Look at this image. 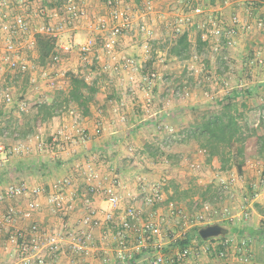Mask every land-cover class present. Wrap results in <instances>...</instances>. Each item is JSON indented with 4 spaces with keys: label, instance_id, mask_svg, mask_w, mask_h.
Segmentation results:
<instances>
[{
    "label": "crops",
    "instance_id": "obj_1",
    "mask_svg": "<svg viewBox=\"0 0 264 264\" xmlns=\"http://www.w3.org/2000/svg\"><path fill=\"white\" fill-rule=\"evenodd\" d=\"M192 4L202 3L203 6L208 11H216V15L219 13V16L222 18L225 24H231V17L233 15H238L241 21H246L247 19L252 20L254 17L257 16H264V3L258 2L257 0H231L228 4H225V7L217 5V0H190ZM224 1V0H223ZM130 4L133 7H138L141 4L140 0H135ZM81 4L85 7L87 16L82 19L77 27L71 28L69 26H64L61 31L60 39L61 41H72L73 43L82 40L86 37L93 36L96 34V30L94 28V23L96 20L100 18L107 17V7L104 4V0H81ZM157 7L163 11L166 15V19H162L156 13H152L150 16L147 17V21L150 22L149 26H155L157 16L159 19V23L162 24V31L161 34H164V29H170V24L175 15L186 11V7L183 5L182 2H177L176 0H161L156 3ZM216 5V6H215ZM249 5V6H248ZM219 6V7H217ZM45 7L47 9H55L59 13L60 17H63L62 5L57 0H37L33 4V8ZM217 7V9H215ZM177 8V9H175ZM247 9H251V16L247 14ZM221 10V11H218ZM224 14V15H223ZM157 15V16H156ZM156 16V17H155ZM164 17V18H165ZM55 22L56 19H49L46 16H43V20L33 18V25H36L41 22ZM135 22L138 19H134ZM153 32L156 30L153 27ZM158 30V29H157ZM260 33L257 37L252 39L254 43H250L254 50V54L257 56L255 57V67L259 68L263 67L264 71V26L259 29ZM188 39L191 42V34L192 31L190 28L186 29ZM244 32H248V34L252 31H242L239 32L237 35V43L233 47V50L237 49L238 47L245 45V39L243 38ZM201 34V31L197 30V34ZM126 35V34H125ZM124 36H122L121 43L123 46L119 47L120 51L117 50V54L114 57H107L105 60L104 52L101 49L97 50V54L99 55V60L94 62L95 68H98L99 71H102L103 65H111L123 55H132L134 56L139 64L142 66L139 71L136 72L137 76L138 73H143L145 68H151L157 70L158 73H161L162 76L164 75V80L162 83L158 82L157 85L153 87V99L155 100L158 98V108L154 113L157 116L156 124L157 128L155 131L157 137L154 138L155 140H160L162 138V129L161 125L163 124H171L176 129H180L181 125L179 124L178 116L179 113V104H176L173 99L175 98H166L168 93L163 91L156 94V90L160 88V84L164 86V89L168 88L171 84H174V81H177L178 78L181 77L180 75H176V71H167L168 64L165 65L161 62H166L168 55L167 48H156L155 44L158 42L155 41V37L150 38V45L151 51L150 54H145L143 52L142 47H138L137 45H130L128 43V38L125 39L127 42L123 43ZM155 35V33H154ZM161 35V36H162ZM159 38V37H158ZM243 38V39H242ZM249 40V39H248ZM140 43V42H139ZM244 43V44H243ZM77 53V52H76ZM35 58H37L36 51L32 52ZM69 54L75 55L74 52H70ZM171 57V56H169ZM172 58V57H171ZM175 59V57H173ZM170 59V58H168ZM261 60L259 62L257 60ZM171 60V59H170ZM62 62V61H61ZM81 62V61H80ZM105 62V63H104ZM108 63V64H107ZM191 63V62H190ZM254 63V62H251ZM60 64V63H59ZM58 64V65H59ZM72 63L71 65H74ZM189 64V63H188ZM187 64V65H188ZM57 66V65H56ZM80 66L83 69L79 71H88L90 67H84L83 63H80ZM184 66V65H183ZM42 68V66H41ZM61 67H53L51 70L60 71ZM171 67H169L170 69ZM184 68V67H183ZM186 68V67H185ZM39 69V68H38ZM253 70V68H252ZM65 71V70H63ZM54 72V71H53ZM104 72V71H103ZM175 72V73H173ZM180 72V71H179ZM123 73L122 77L120 78H111L109 80L104 81L95 77V79L90 80L88 82L94 83L99 89H103L105 84L111 83L112 91H108L107 95L105 94V98L101 99L98 97V91L96 93V99L98 101L97 108L92 109L91 107V114L84 116L82 113V119L80 120V125L87 130L89 134V139L84 142H78V144L73 145L66 150H60L59 145H53L51 148L47 147L45 144V150H41L42 154L34 155L32 152L31 155L28 156H14L15 153L12 151V148L18 144H21L24 148H29L30 151L33 149L36 150V147L39 145L40 142L43 143L45 140V135L50 133L51 122L58 123V125L62 124L61 126H65L62 120H66L68 118L71 121V117L68 113H60L54 116L51 120H48L44 124L40 125L34 134L27 135L25 138H12V137H4L0 133V143L4 145V150L0 151V187L8 184V183H16L21 185H26L28 189H32L33 187H41L42 191L48 190L49 194L44 195V192L38 196V199L41 202V208L38 212H36L31 219H25L23 217H17L15 221L11 225H5L0 230V264H26L20 257L19 252L16 251V248L12 243L9 242L10 234H16L19 241H22L23 238L21 234H25L28 226L31 222H36L41 227L49 229L53 232H58V234H68L71 231H75L78 228V221L80 217L90 208L94 207L97 210V217L103 218V214L110 210L109 205L107 204L104 195L101 192H92L88 183L85 181V174L92 170L95 173L94 183L97 184H107L111 177L117 175L121 177V179L125 182V188L120 189V193H123V202L121 203V207L117 210H114L115 219L114 222H103L99 227L95 228L93 231L94 234V242L93 247L88 251L87 254H78L75 253L68 241L64 242L62 245L60 252L54 255H48L45 249L41 251V258L43 260V264H146L145 261L141 260L146 255H149L152 251V248H141V249H132L131 244L134 242V236L131 235L127 239V246L129 247V253H132L131 257L121 258L118 252V244L115 238L116 231H118L119 226L118 223L123 215L124 208L129 204V198L127 197L128 192L132 193L134 191H139L140 183L151 181L156 179L158 176L162 174L161 170L163 171L164 168L160 164L159 161L151 160L150 164L147 165L145 162L144 154H141L139 149L144 145L147 141V135L145 133L151 131V129H147L145 127V133L141 129L142 126L151 125L153 122H145L142 123V120H146L145 118L142 119L141 117L144 116V103L142 98H144V92L142 90H135L134 92L129 91L126 87V74L127 71L121 72ZM173 73V74H172ZM90 74H94L91 71ZM172 75L173 78L168 77V75ZM254 75V74H253ZM259 75V74H257ZM177 78V79H175ZM120 79L123 80L119 81ZM171 79V81H170ZM258 79V78H256ZM264 79L256 80L255 83L250 84V86L257 88L259 91L258 98H255L257 102L264 101ZM185 83V81H183ZM186 84V83H185ZM184 84L183 87H186ZM223 84V85H222ZM221 84V88L224 91L228 89V85L230 84L228 80L223 79ZM175 85V84H174ZM67 88L64 86V89ZM122 88V89H121ZM221 90V91H222ZM136 92V95H135ZM143 92V93H142ZM191 97L187 98L186 100L190 101V105H195L196 98L206 92L202 90H197L196 88H191ZM159 94V95H158ZM173 95V93H171ZM157 96V97H156ZM202 96V95H201ZM161 100H166L162 102ZM194 100L193 102H191ZM47 101H50V99ZM174 101V102H173ZM169 102V103H168ZM256 102V103H257ZM104 103H109V105H103ZM102 107H100V106ZM167 105V107L165 106ZM256 105V104H255ZM119 106L120 113L126 117L125 121L121 124H115V121L120 120L117 118V113L114 111V107ZM106 107V108H105ZM6 108H8L6 110ZM75 110L80 111L77 107ZM12 110L10 106H3L2 115L0 117V130L4 132L7 131L6 125L12 122L11 116L13 115L10 113ZM9 112V113H7ZM81 112V111H80ZM105 113H108L105 114ZM142 119V120H141ZM58 120V121H57ZM131 122L130 126L127 125L128 122ZM143 121V122H144ZM97 122H101L102 130L99 134H95V126ZM135 122V124L133 123ZM20 122L13 123L11 129H19ZM155 124V125H156ZM59 125V126H60ZM72 126V125H71ZM156 127V126H155ZM62 131L63 130H58ZM71 132L74 134V128L72 127ZM52 133V132H51ZM49 136V135H48ZM77 137V136H76ZM184 144L181 143L179 146H183ZM196 148V146L194 145ZM49 148V149H48ZM133 152L130 151V149ZM178 145H173L168 151L170 153H174L177 157L179 156L180 149H178ZM22 149V150H23ZM198 149V148H197ZM128 150L130 152H128ZM7 152H11V155H7ZM178 154V155H177ZM205 162L214 164L217 162V168L220 173L224 172L221 171L219 168V163L216 159H212L211 161L207 160V157L204 156ZM149 160V158H147ZM146 164L145 168H139V165ZM260 164L259 171L256 169L253 172L249 169L251 165ZM136 165V166H134ZM134 166V167H133ZM128 167L130 169H128ZM233 170V169H232ZM157 171V172H156ZM161 172V173H160ZM249 175L250 178L255 176V182L258 183L259 181H264V161L261 159H251L250 161L246 162L243 167V173L240 175ZM64 177L71 178L70 185L63 187L61 192L63 193L64 202L66 204H71L72 208L68 209L67 212H62L59 214V217L52 215L50 212L52 211L53 207L47 203V198L50 195L51 191V183L53 181H57L63 179ZM133 181L136 178V182H129V179ZM172 178V176H171ZM175 179V178H174ZM173 182V179H169ZM167 181L170 182V181ZM175 182H177L175 180ZM80 183L83 184V187H86V191L88 193V198L82 200L81 196H85L86 193L82 189H80ZM264 184V182H261ZM169 184V183H168ZM164 186V195L163 200L155 203L153 205V210L150 208L143 207L142 214H141V222L144 223L148 221V216L150 212H157L158 218L160 214H163V208H167V204L172 201V191L169 188V185ZM256 193H254V197L248 202L246 208L249 212L248 218L245 220H238L236 217L232 220L233 223L222 219L218 223L222 225L225 229L224 234L237 237V236H247L250 240V251H251V260L246 263H242L236 259H230L227 261L216 260L215 258L210 256H202L201 260L205 264H264V189L261 186ZM242 192V191H241ZM214 192L215 200H218L219 203H215L213 200H210V203L213 206H217V209L221 208V205H225V201L221 199H217ZM241 196V194L239 195ZM34 198V195L30 192L25 194L22 197L14 198L12 200H6L0 202V215L4 212L5 208L9 203H13L17 207H23L26 202L30 199ZM168 199V200H167ZM193 199H198L202 201H207L201 195H195L190 197V203ZM77 200L79 202H77ZM137 206H140V202H136ZM191 206V205H190ZM242 206V205H241ZM232 207L233 212H238L240 210L239 207L236 205H230ZM150 209V210H148ZM167 215L170 211L166 209ZM162 220L164 217L162 216ZM170 221V220H169ZM54 227V228H53ZM58 231H56V230ZM263 229V231H261ZM249 231H254L255 236H249ZM189 235L188 241H198L197 237H191ZM167 250V249H165ZM126 253V252H125ZM127 254V253H126ZM36 258L32 259L33 263L36 264Z\"/></svg>",
    "mask_w": 264,
    "mask_h": 264
},
{
    "label": "built area",
    "instance_id": "obj_2",
    "mask_svg": "<svg viewBox=\"0 0 264 264\" xmlns=\"http://www.w3.org/2000/svg\"><path fill=\"white\" fill-rule=\"evenodd\" d=\"M37 0H0V72H10L12 74H29L31 84H35L37 91L41 89V84L46 88L52 89L56 87L57 81L50 76V71L62 61V54L70 53L76 49L80 61L84 67H89L99 59L97 50L101 49L111 57L115 56L117 46L120 44L122 36L126 33L136 30L145 38H150L153 34L152 28L146 22V19L152 13L158 14L164 18L166 15L162 10L157 9L156 3L161 0H140L141 4L138 7L130 5L135 0H104L107 7V17L100 18L95 21L94 28L96 34L86 37L75 43L72 41H61L60 35L64 26L71 28L77 27L78 23L87 16L85 7L81 4V0H58L62 5L63 17L61 18L57 10L39 7L34 9L33 4ZM182 2L186 7V11L175 15L174 20L169 23L172 33H181L186 31L191 26L194 18L201 19V39L209 43L212 52H218L220 49H231L237 43V35L242 31H250L252 29H260L264 26V16H257L252 20L247 19L241 21L238 15L231 17V24L227 25L218 15L205 13L207 10L202 3L192 4L190 0H176ZM264 3V0H257ZM224 4H228L230 0H224ZM177 9V8H175ZM251 9H247L248 17L251 16ZM43 16L49 19H56L55 22H41L33 25V18L43 20ZM134 19H138L137 22ZM37 33L50 35L55 39V50L51 55L49 62L45 67L39 68L40 85L35 76L38 66L35 65L29 57L28 53L36 51L35 35ZM149 40V39H148ZM98 42L100 45L98 46ZM143 52L150 54L151 45L149 41L141 44ZM258 63L262 62L260 59ZM142 68L137 59L132 55H123L120 59L111 65H103L102 71L107 69L111 73L120 74L127 71L126 84L129 91L134 92L140 88L154 86V81L157 77L155 71L148 73H140L137 76L136 72ZM203 70V67H196L194 63H189L186 66L187 77L196 76L197 72ZM90 73L84 74L86 81L89 79ZM193 78V77H192ZM195 80V78H194ZM186 82V81H185ZM202 79L195 81L199 85ZM173 95L178 99H185L191 95L187 88L180 89L176 87ZM43 101H47L44 99ZM42 101V102H43ZM150 99L144 103L145 110H148ZM14 103V95L10 87L0 86V105L6 107ZM119 119H124V115L120 114L119 108L115 107ZM74 134H68L58 131L54 135L53 140L63 142L70 140L71 137L77 136V140L81 143L89 139V134L86 129L80 125L82 114L75 109H69ZM255 123L262 116V110H255ZM102 130L101 122H97L95 126V134H99ZM163 140L160 142V147L168 151L175 140L186 135L185 131L176 129L173 125L165 124L163 127ZM59 144V143H58ZM23 146L18 144L12 148V151L18 153L22 151ZM39 149H44L45 145L40 142ZM4 145L0 143V151H3ZM131 150V148H129ZM199 154L207 156L204 149H197ZM185 160L181 158V162ZM180 162V163H181ZM160 164L164 170L158 179L144 181L140 183L139 191H134L127 194L129 204L124 208L123 215L118 223L119 229L116 231L115 238L118 244V252L121 258L131 257L127 239L133 235L134 242L130 245L132 249L152 248V251L141 260L146 264H205L202 262V256H211L216 260L227 261L230 259L239 260L242 263L251 260L250 240L247 236L232 237L222 234L216 237H210L206 240L198 238V241H188L184 245H180L181 240L189 239L188 231L195 228H200L207 224L218 222L222 219L233 220L235 217L238 220H245L249 216L246 206H241L238 212H233L227 206L220 209L215 208L211 203L198 199H193L191 202V213H184V210L177 205L176 202L170 201L167 204L170 216L177 218L176 224L179 229H175L174 225L169 221L158 220L155 217L156 212L148 214V221L142 223L141 214L142 208H151L155 203L163 200L164 186L171 179L169 164L165 159H162ZM187 165L191 169H197L199 163L194 160ZM95 173L90 170L85 174V181L88 183L92 192H101L110 210L103 214V218L97 217V210L90 207L79 219L78 228L68 234H58L49 229L41 227L36 222H31L25 234H21L22 241L18 240L16 234H10L9 242L14 245L16 251L19 252L21 259L26 264L33 263L35 257L36 264H43L41 251L45 249L48 255H54L60 252L64 242L68 241L70 247L75 253L87 254L93 247L95 228L99 227L103 222H114V210L121 207L123 202V193L120 189L125 188V182L121 177L114 175L107 184L94 183ZM237 178H232L231 182ZM219 192L228 193L227 185L224 179H220ZM71 178L64 177L63 179L53 181L51 183V193L47 198V203L58 211L67 212L72 208L71 204L64 202L63 187L70 185ZM28 192L34 195V198L28 200L23 207H17L13 204L7 205L4 212L0 215V230L5 225H11L17 217L31 219L33 215L41 208V202L38 196L42 193L41 187H33L28 189L26 185L8 183L0 187V202L13 198L22 197ZM141 204L137 206L136 202ZM235 220V219H234ZM167 249V250H165ZM127 254H126V253Z\"/></svg>",
    "mask_w": 264,
    "mask_h": 264
},
{
    "label": "rangeland",
    "instance_id": "obj_3",
    "mask_svg": "<svg viewBox=\"0 0 264 264\" xmlns=\"http://www.w3.org/2000/svg\"><path fill=\"white\" fill-rule=\"evenodd\" d=\"M217 5L225 7L223 0H219ZM217 7H219V6H217ZM217 7H215V9H217ZM157 9H159V8L157 7ZM218 11H221V10H218ZM205 13H211L213 15H216L215 10H213V11L206 10ZM217 15L219 16V13ZM156 18L157 19L154 20L156 25L151 26L152 30H154L153 27H155L156 30L153 32V34L150 38L155 37L154 38L155 41L156 42L158 41L155 44L156 48L157 47L158 48H167V51H168L169 43L173 39L174 34L172 33V31L170 29L166 28V29H164V34L162 35L161 34L162 24L159 23L160 18H158V16ZM162 19L165 20L166 17L162 18ZM202 21L200 18H194L191 22V26L189 27L190 30L192 31V34H191V44H192L191 57L182 61V60H178L176 58L174 59L173 57L171 58L168 56L166 62L165 61L161 62L165 65L168 64V70L167 71L168 72L169 71H176V75H184L186 72L184 73L183 69L186 70L185 67L190 62L194 63V65L198 68L201 66L203 67V70L200 72H197L196 76H192L193 79L189 83L190 85L187 84V86H186V88L190 92H191V88H196L197 90H202V91L206 92V94L202 93L201 94L202 96L199 95L196 98V102H193L194 100L191 101V102L195 103V105H200V106L211 104V102L216 97L224 94L227 90L229 91L232 87H235L238 85H245L246 86V85H250V84L255 83L256 80L264 79L263 67L254 68L255 64L254 65L249 64L250 61L255 63L256 62L255 57L258 56V55L256 56L254 54V50H253L252 45L250 43H254V42H252L253 41L252 39H254L255 37H257L259 35V33H260L259 29L254 28V29L250 30L252 32H250L249 34H248V32H244L243 38L245 39V45L244 46L242 45L241 48L238 47L237 49L233 50V53H232V51H230L233 48L232 49H226V50L221 49V51L225 50L223 55L226 56V58H224V59H225V61L228 62V65H229V70H223V69L218 68V66H217L218 65L217 64L218 59H216L215 55L213 54V52H211V50L204 49L203 52H201V54L195 53L196 52L195 44H196L197 30L201 31L200 27H201ZM146 22L148 24H150V22H148L147 19H146ZM154 33H155V35H154ZM127 38L129 39L128 43H130V45L134 44V45H137L138 47L139 46L141 47V44L145 41L150 42V40H148V39H150L149 37L145 38L142 34L138 33L136 30H132V31L126 33L125 37L123 38L124 39L123 43L127 42L125 40ZM120 43H121V41H120ZM97 45L99 46L100 42H98ZM120 46L122 47L123 45L119 44L117 46L118 51H120V49H118ZM72 52H74L76 54V56L69 54V53L62 54V62L56 66V68L57 67L59 68L62 66L60 71H55V70H53L54 72L50 71L49 75L54 77L57 81L56 87L52 88V89H48V88H46L45 85L41 84V89H39L37 91L35 84H31V82L29 80V74L19 75V74H12L8 71L3 72V73L0 72V86L5 85V86L10 87L12 92H13V95H14V103L11 105L12 110L10 112L13 115V117L11 116L12 121H14V122L18 121L20 123H30V121L32 119V115H33L34 110H35V108H34L35 105L38 102H42L44 99H48V100L51 99L54 92L57 91L58 89H64V86L66 87V85H67L66 75L69 72L87 75L88 71H85V70L79 71L80 69L82 70L83 67L80 66L81 62H80L78 53H76L77 52L76 49H73ZM115 54H117V53H115ZM145 54H147V53H145ZM104 55H105V60L107 57H109V58L111 57L107 53H104ZM27 57H29L30 60L35 65L38 66V68H41V65L38 64V62H37V58H35L32 53H28ZM168 58H170L171 60ZM72 63H75V64L71 65ZM205 65H206V67L204 68ZM245 65L247 66V68L250 67V70L252 71L250 78L247 76V74H245L244 70L242 69L243 67H245ZM169 67H171V68L169 69ZM38 68H37V71L35 73V76H36L37 80L39 81L37 83V85H40L41 79L39 80V78H40V72L41 71ZM252 68H253V70H252ZM150 69L151 68H146L145 70H147V71L144 73H148L150 71ZM63 70H65V71H63ZM91 70L94 72V74L89 75V79H91V80L92 79L94 80L96 77L98 79H101V80H104L107 82V80H109L111 78L117 79V78H120V76L122 77V75H123V73H120V74L111 73L109 69L105 70L104 72L99 71L98 68H94ZM154 71L157 73V77L154 81V86H155V85H157L158 82L162 83V81L164 80V75L162 76V74L158 73L157 70H154ZM173 73H175V72H173ZM257 74H259V75H257ZM138 75H140V73H138ZM168 77L173 78V76L171 74L168 75ZM194 78H195V80H194ZM256 78H258V79H256ZM197 79H202V82L199 85L195 84V81ZM223 79L228 80V82L230 83V84H227L228 89L225 90V88H224V91L222 89H220L221 88L220 87L221 82ZM124 80L126 82V79H124ZM119 81L123 82L122 79H120ZM170 81H171V79H170ZM110 84L111 83L105 84L104 85L105 87L103 89L98 90V93H97L98 97H101V99L103 97V99H104L105 94L107 95L108 91H112V88L114 86H111ZM165 85H167V83ZM165 85L162 86L160 84V88H158L156 90L155 95H157V91L159 93L160 91L164 90L165 92L168 93V96H166L165 99L175 98L173 100L175 101L176 104H179L178 107L181 108L180 110L182 112L185 111V113H188L187 108L190 106V101L186 100V99L190 98L191 95L185 99H178L177 97H175L174 95L171 94L172 92L170 91L171 90L170 86L167 89L166 88L164 89ZM154 86L149 87V88H144L142 90L143 86L140 85V88H139V90H142L144 92V93L143 92L142 93L145 95L144 98H142L143 103H146L147 99H150V101L148 102L149 105L147 106L148 110H144L145 111L144 116L141 117L142 119H144V118L146 119L145 121L141 119L142 123H145L147 121L153 122L151 125H145V126H142V128H141L144 133L146 130L145 127L149 130L151 129V131L145 133L147 135L146 140H148V139L151 140V139H154L157 137V134H155L156 133L155 128L158 129L157 125H159V124H156L157 118H155V117L157 116V114L155 115L154 113L156 112V109L158 108V105L160 102H158L159 97L156 98L155 100L152 97V95H153L152 89ZM126 87H128L127 84H126ZM191 94H192V92H191ZM135 95H136V92H135ZM160 95H161V92H160ZM161 101L165 102L166 100H164V101L161 100ZM253 101H254V105H255L256 104L255 99ZM103 105L106 106V105H109V103H104ZM97 106L98 105H96V106L93 105L92 109H96ZM165 106L167 107V105H165ZM74 107L75 106L70 105L69 107L63 109L60 113L66 114V113H68L67 111L69 109H76ZM100 107H102V106H100ZM115 107L119 108V106H115ZM7 109L8 108H6V110ZM143 109H146V108L143 107ZM119 111H120V109H119ZM7 113H9V112H7ZM105 114L108 115V113H105ZM120 114H122V113H120ZM250 115L255 119L254 111H252L250 113ZM117 118H119L118 115H117ZM125 119H126V117H124L123 120L122 119H120L118 121L114 120V123L115 124H118V123L121 124L122 122L125 121ZM184 121H185V118H184ZM62 122L65 124V126H61L62 124L61 125L59 124L60 125L59 126L58 123L54 124L51 122L50 133L48 134L49 136L47 134L45 135V140L43 141L44 145L46 144L47 147H49V148L51 147V146H49L50 143L47 140V138L48 137L52 138V137H54V135H57L58 134L57 129L58 130L61 129V130H63L64 133L68 134L69 136H72V132H71V129H72L71 125L73 124L72 121H70L68 118H66V120H62ZM133 123L135 124V122H133ZM130 124H131V122L129 121L127 123V125L130 126ZM164 125L165 124L161 125L162 131H163ZM53 142H54V140H53ZM78 142L79 141L77 140V137L73 136V137H71L70 140H66L63 142L61 141V143L58 144L59 149L61 150L63 148L62 150H66L67 148H70L73 145L78 144ZM179 144H181V142L174 141V143H173V145H175V146L178 145V147H179L178 149H180V153H179V156L176 157L177 162L169 164L168 170L170 169L169 173H170V176H172L171 179H173L174 182L176 180L177 182H175V183H178L180 185V187H178L176 190H174L175 188L173 185H175V183L174 182L171 183V180H169L170 182H168L169 184L168 183L167 184L169 185V188L172 191V199H170V200H172L173 202H176L177 205H179L184 210V213L190 214L192 212L191 206H190L191 203L189 201L191 196H195V195L199 194V195L203 196L205 199H207V202H209V203H210V200H213L215 203H219L218 200H215L214 198H212V197H214V192H216L215 194L218 195V197L216 196V198L221 199L222 201H225V205H223V206L221 205V207L227 206L229 209H232V207L230 208V205H236L239 208L241 207V205L246 206L248 204V202H250V200L254 197L253 193L255 191L257 192L258 184L260 187L259 189H261L260 184H261V182H264V181L261 180L258 183H256L255 182V176L250 178L249 175H242V177H240V174L237 173L235 167L231 171H226V172L220 173L218 171V168H217V162L214 164H211V162H209V163L205 162L204 155L198 153V151H197L198 147L197 146L195 148L194 144H184L183 145L184 147H182V146H179ZM43 150H45V148ZM130 151L133 152V150H130ZM130 151L128 150V152H130ZM32 152L36 156L39 153L42 154L39 147L37 146L36 150L33 149L32 151H30L29 148L28 149L24 148L22 151L18 152V154H15L14 156H25L26 157L28 155H31ZM7 155H11V152H7ZM182 157L185 160H183L181 162ZM145 160H146L145 163L147 165L148 164L151 165L150 164V162H151L150 158H149V160L147 158H145ZM194 160H196L199 163V167L197 169H191L187 165V163L194 161ZM146 164L143 163L142 165H139V168L140 169L141 168L146 169L147 168ZM259 165L260 164H258V166L257 165H251V166H249V169H251L253 172H255L256 169L259 171V168H260ZM134 166H136V165H134ZM128 169H130V168L128 167ZM161 172H163V171L161 170ZM158 177L156 179H158ZM232 178H237V179L231 182ZM128 179H129V182L130 181L136 182V178H134L133 181L131 180V177ZM220 179L225 180L226 185H227V190L229 191L228 193L219 192V188L221 185ZM80 187H81L80 189L83 188L82 190L84 191V193H86L85 196H81V199L84 200V199L88 198V193L86 191L87 189L85 186L83 187L82 183H80ZM262 188L264 189V184L262 185ZM43 192H44V195L49 194L48 190H44V191H42V193ZM240 194H241V196H239ZM10 200H12V199H10ZM79 201L77 200V202H79ZM9 204H13V203H9ZM214 207L216 208L217 206H214ZM150 209H148V210H150ZM166 209H168V208H165V207L163 208L164 213L160 214L158 220H160L163 216L164 217L163 221H169L170 220L169 223H171L172 225L175 224L174 228L176 230L179 229L178 224H176L177 218L174 215L173 216H166L167 215ZM151 210H153V208ZM50 213L54 216L59 217V214L61 212L53 207V209ZM147 216H148V214H147ZM154 216L155 217L158 216L157 212L155 213ZM225 220L229 221L230 223H233V221L230 219H225ZM218 222H215V223H218ZM56 231H58V230H56ZM56 233H58V232H56ZM188 235H192L191 237H194L195 236L194 230H189Z\"/></svg>",
    "mask_w": 264,
    "mask_h": 264
},
{
    "label": "trees",
    "instance_id": "obj_4",
    "mask_svg": "<svg viewBox=\"0 0 264 264\" xmlns=\"http://www.w3.org/2000/svg\"><path fill=\"white\" fill-rule=\"evenodd\" d=\"M173 34L174 37L168 47V55L182 61L190 58L192 44L188 39L187 31ZM35 40L37 62L42 67H45L54 53L55 39L50 35L37 33ZM204 49L211 50L209 43L203 41L199 33L196 37L195 53L201 54ZM225 50L221 51L220 49L218 52H213V54L218 59V68L229 70L228 62L224 59L226 56L223 55ZM249 64L254 65L255 63H251L250 61ZM89 67L91 73V69L95 68L94 63ZM145 69L143 73L147 71ZM242 69L250 78L252 72L250 67L247 68L245 65ZM183 70L185 73L186 70ZM151 71H154V69H150L149 72ZM186 74L180 75L178 83L174 81L175 85H170L172 93L176 87H180V89L186 88L183 87L184 84L186 83L185 85L187 86L192 81L193 78L187 77ZM183 81L186 82L183 83ZM66 82L67 88L55 91L50 101L38 102L35 105L30 123H21L19 129H11L10 125L18 122L11 120L12 122L6 125L7 131L0 130V133L4 137L25 138L27 135L34 134L40 125L51 120L70 105L77 107L84 116L90 115L91 107L93 105L96 106L98 103L96 99L98 87L94 83L86 81L83 74L73 72H69L66 75ZM259 96L261 94H259L257 88L250 85H238L216 97L211 104L204 106L190 105L187 108L188 113L179 110L177 114L179 124L181 125L179 130L185 131L186 135L175 141L183 144H194L198 148L204 149L207 153V160L216 159L221 171H231L235 167L237 173L241 175L246 162L251 159H261L264 161V101L257 102L255 98ZM254 99L257 102L256 105H254ZM2 109L3 106L0 105V117ZM257 109L262 110V116L257 125H254L255 119L250 113ZM47 140L50 143L49 146L61 143L58 141L53 142V137H48ZM162 140L163 133L160 140L148 139L139 149L140 153L145 155L144 158H150L156 162H161L162 159H165L168 164L176 163L177 156L160 147L159 144ZM262 185L261 183L260 186ZM173 186L174 190L180 187L178 183H175ZM193 230L194 235L201 238L198 234V228ZM255 235L254 231H249V236ZM186 243H188V239L179 242L180 245Z\"/></svg>",
    "mask_w": 264,
    "mask_h": 264
},
{
    "label": "water",
    "instance_id": "obj_5",
    "mask_svg": "<svg viewBox=\"0 0 264 264\" xmlns=\"http://www.w3.org/2000/svg\"><path fill=\"white\" fill-rule=\"evenodd\" d=\"M224 232V227L219 223L207 224L198 229V234L203 240L222 235Z\"/></svg>",
    "mask_w": 264,
    "mask_h": 264
}]
</instances>
